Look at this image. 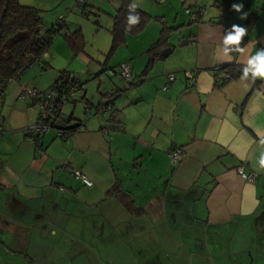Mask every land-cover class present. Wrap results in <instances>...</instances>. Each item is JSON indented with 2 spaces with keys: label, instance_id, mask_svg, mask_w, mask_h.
<instances>
[{
  "label": "crops",
  "instance_id": "0c3cea01",
  "mask_svg": "<svg viewBox=\"0 0 264 264\" xmlns=\"http://www.w3.org/2000/svg\"><path fill=\"white\" fill-rule=\"evenodd\" d=\"M105 1L111 19L119 0ZM86 2L91 8L103 6L99 0ZM134 2L162 25L178 28L168 36L171 53L155 61L146 75L142 71L147 49L161 26L149 23L141 33L127 34L117 50H123L118 64L98 67L87 51L82 18L71 14L68 5L50 22L41 14L43 25L65 16L68 31H82L84 49L74 54L66 39L53 38L42 59L0 92V264H128L137 257L139 264H160L161 259L149 261L143 254L144 245L160 249L149 214L162 216L164 201L170 204L165 210L171 212L168 220L172 216L183 227L230 230L235 264H264V250L253 255L246 250L253 244L264 249V171H257L264 151V80H242L241 75L218 84L212 73L225 65L241 68L264 48V0ZM234 3H243L246 19L231 10ZM185 7L205 10L199 21H190ZM110 23L103 28L96 19V26H87L94 40L105 39L106 50L112 19ZM232 25L247 29L240 44L246 52L226 56L223 39ZM105 49H97V54ZM123 62L129 63L133 75L129 87L117 79L101 80L99 68L105 71ZM193 69L199 73L189 83L184 72ZM62 71L79 80L91 76L98 81L96 90L88 89L92 83H81L74 101L62 108L37 146L23 132L35 121L37 105L20 97V91L32 86L47 90ZM170 73L175 79L165 91ZM109 102L113 111L102 113L101 105ZM57 128L74 130L64 140ZM105 128L108 134L102 133ZM174 146L181 149V157L172 165L168 150ZM239 166L256 173V181L242 179ZM73 169L91 185L75 178ZM115 186L128 196L130 207L112 193ZM205 243V254L216 262ZM128 248L133 250L125 258Z\"/></svg>",
  "mask_w": 264,
  "mask_h": 264
},
{
  "label": "trees",
  "instance_id": "16d2710c",
  "mask_svg": "<svg viewBox=\"0 0 264 264\" xmlns=\"http://www.w3.org/2000/svg\"><path fill=\"white\" fill-rule=\"evenodd\" d=\"M132 1L119 0V7L114 16L111 17V44L106 57L111 56L125 43L127 34H138L152 20L149 14L136 8L134 14H139L140 22L132 26L131 30H126V18L129 14L128 6L132 4ZM86 5L81 6L83 14H86ZM41 14V10L23 5L19 0H0V86L4 87L7 79L14 76L18 71L26 70L33 60L39 59L40 61L49 50L54 36L61 34L62 30L68 32V35L63 37L74 54L84 49L85 39L80 29L70 32L66 29L65 23L57 29L55 24L44 26ZM176 29L178 28L162 25L159 37L147 49L148 61L142 71L143 76L146 75L155 61L164 60L171 53L172 47L168 44V36ZM212 73L214 74L215 83L218 84L225 83L220 82V77L223 74L228 75L227 81L242 75L240 68L234 65L215 68ZM69 77V74L62 71L57 81L66 82ZM2 89H0V92ZM72 130L74 129L70 131ZM112 193L119 200L125 201L130 207L128 196L119 187L115 186Z\"/></svg>",
  "mask_w": 264,
  "mask_h": 264
},
{
  "label": "rangeland",
  "instance_id": "374dc122",
  "mask_svg": "<svg viewBox=\"0 0 264 264\" xmlns=\"http://www.w3.org/2000/svg\"><path fill=\"white\" fill-rule=\"evenodd\" d=\"M74 1L75 0H21L20 2H22L25 5L35 4L38 8L42 10L44 20L46 22H50L53 18L52 17L53 14H57L58 11L65 12V8L68 5H69V8H73L75 4ZM99 1L103 2V6L98 7L97 4L95 7H92V8L87 6L86 14H83V12H81V9H73L71 10L70 13L78 14L79 17L82 18V23L85 25L84 29L86 28L85 34H86L87 51L93 58V62H92L93 65H98V67H101V66L102 67L103 66L114 67L115 65L118 64V61L116 60L121 57L122 55L121 53L123 50H121V52H118L117 54V50H118L117 49L116 52L113 53L111 56L106 57L109 49L106 50L105 45H103V41L105 39L101 38V40H98V39L94 40L93 35H91V32L88 31L87 29V26L88 27L96 26L94 24V21L96 19L99 21V24L103 26V28L108 27L111 24L110 23L111 19L107 14V12H110L108 4L106 3L105 0H99ZM97 7L100 11L96 9ZM98 13H99V17L95 18L98 16ZM58 17L59 16H57V18ZM149 23H151L150 25H159L162 27L160 20H158V18L156 19L155 17L154 18L152 17V20ZM149 23H147L145 27ZM68 26L69 27L71 26L70 23L68 24ZM72 28L74 27L72 26ZM103 35H105V32L101 33V36ZM145 35H149V32L145 33ZM57 37L62 40L65 39L61 34H57L56 36H54V39H56ZM64 41L66 42V40ZM103 48L106 50V52L104 54L103 53L97 54V49H103ZM115 56H116V59H115ZM28 71H30V69ZM99 75L103 82L104 81L108 82L109 80H111V78L113 79L112 83L116 82L114 81L115 78L109 76L108 69L103 71L101 70V68H99ZM82 78L80 77V80L84 86L86 83H92L93 85H88V89H90V91L96 90L95 83H98L96 79L91 78V76L88 77L87 79H82ZM164 204L165 205L162 204V209H161V211H163L162 216L149 214L153 224H155L156 226L155 229L157 232L158 241H160L157 243L159 244L160 249L157 251L155 250V248H153L152 250L151 249L149 250L148 248H146L147 246L144 245L146 250L143 254V257H146V259L148 260L159 258L161 259L160 264H235L234 262L235 261L234 259L235 251H233L235 247L232 245V242H231L232 233L230 230L229 231L221 230L220 232H216L215 230L211 228L205 231L202 228L200 229V228L194 227L193 229H191V228H188L187 226L183 227L181 225V221H179L176 218H173L172 216H169V220H168L167 215H171V212L168 213L169 211L166 212L165 210L166 209L168 210L170 208V204H168L165 201H164ZM199 212L201 213V210H199ZM197 224L200 225L199 223ZM205 236H206L207 241H205L206 240ZM205 242H207L208 244L207 250L209 251V253L212 254V256H214V260H216V262L211 261L210 254H208V256L207 254H205V251H206ZM215 243H217V245ZM113 250H115V252L119 251V249H113ZM130 250H133V248L131 249L128 248L126 250L125 252L126 254L123 255L125 256V258H127ZM246 250L247 252H250L253 255L255 251L257 250L262 251L264 249H259L257 248V246H255V244H253V245H250ZM123 251L124 249H122V253ZM215 254L217 256V259L215 257ZM140 259H141L140 257H137L128 264H139ZM250 264H255V263H250Z\"/></svg>",
  "mask_w": 264,
  "mask_h": 264
},
{
  "label": "built area",
  "instance_id": "2783aa9c",
  "mask_svg": "<svg viewBox=\"0 0 264 264\" xmlns=\"http://www.w3.org/2000/svg\"><path fill=\"white\" fill-rule=\"evenodd\" d=\"M86 0H76L73 9H81L82 5H86ZM205 10V7H195L191 9L185 7L184 11L190 21H199L200 14ZM69 12V11H68ZM65 23V16L60 15L55 23V28H60ZM62 36H67L68 32L65 30L61 31ZM45 55V54H44ZM39 59L33 60L36 63ZM30 64L29 66H31ZM244 65L241 66L242 71ZM25 69L18 71L14 76L7 79L6 83L18 80ZM199 70L193 69L184 72V76L189 83H194L197 79ZM108 74L110 77L117 79L125 88L129 87L133 82V75L129 63H120L116 68L108 69ZM175 79V74L170 73L166 77V82L163 85V90H168L170 83ZM257 78L256 80H258ZM228 80V75L223 74L220 78V82H226ZM4 84V85H5ZM3 86H0V89ZM81 88V82L75 76H70L66 82L57 81L49 89L40 90L35 86L23 87L20 91V97L30 98L37 105V117L35 121L26 127H24V134L31 140L35 142L37 146L40 145L41 138L54 126L55 120L59 117L62 108L74 101L77 92ZM84 111L86 113L90 112V106L84 103ZM102 113H110L113 111V103L103 104L100 107ZM57 136L66 140L72 132L65 128H57ZM4 129L0 123V137L3 135ZM102 133L108 134V129H102ZM168 157L170 163L175 165L179 162L181 157V149L178 146H174L168 150ZM238 175L244 179L246 182L254 183L257 179V174L254 172H244L243 167L239 166L236 169ZM72 175L79 179L84 185L90 186L91 182L87 177L82 175L79 170L73 169L71 171Z\"/></svg>",
  "mask_w": 264,
  "mask_h": 264
},
{
  "label": "clouds",
  "instance_id": "9594fccd",
  "mask_svg": "<svg viewBox=\"0 0 264 264\" xmlns=\"http://www.w3.org/2000/svg\"><path fill=\"white\" fill-rule=\"evenodd\" d=\"M119 5H117L118 7ZM137 8V4L134 2L128 6L129 14L127 16L126 30H131V27L137 25L140 22L139 14H134ZM244 8L243 3H234L231 5V10L237 13H242L240 19H246L247 13L242 12ZM247 34V29L243 26L232 25V27L224 35L223 39V53L228 55L235 51L241 54L246 52V47H240L242 39ZM235 46V47H232ZM251 78L252 82H255L257 78L264 80V48H260L247 58L246 63L242 69V80H248ZM261 145H264V140H261ZM259 168L257 171H264V151H261L259 158Z\"/></svg>",
  "mask_w": 264,
  "mask_h": 264
}]
</instances>
